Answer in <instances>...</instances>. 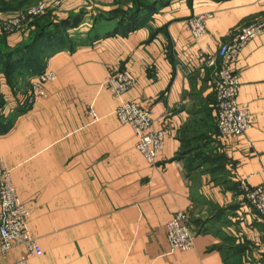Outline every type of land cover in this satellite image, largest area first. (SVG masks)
<instances>
[{
    "label": "crops",
    "instance_id": "1",
    "mask_svg": "<svg viewBox=\"0 0 264 264\" xmlns=\"http://www.w3.org/2000/svg\"><path fill=\"white\" fill-rule=\"evenodd\" d=\"M59 1L50 18L77 19L66 28L74 42L41 51L15 87L0 69V156L40 247L27 263L264 264V218L237 188L239 178L264 183V28L235 61L251 123L244 134H219L214 95L219 44L264 21V0ZM136 7L139 26L117 28ZM200 13L210 16L195 38L186 20ZM27 35L7 34L5 46ZM116 69L136 77L121 97L103 85ZM43 71L56 77L29 103ZM122 101L151 107L154 127H168L154 164L116 117ZM178 210L196 233L192 248L171 251L166 223ZM22 252L13 247L0 264Z\"/></svg>",
    "mask_w": 264,
    "mask_h": 264
},
{
    "label": "built area",
    "instance_id": "2",
    "mask_svg": "<svg viewBox=\"0 0 264 264\" xmlns=\"http://www.w3.org/2000/svg\"><path fill=\"white\" fill-rule=\"evenodd\" d=\"M55 7L59 0H52ZM47 5L38 2L29 7L26 22L42 14ZM209 13H200L187 18V27L193 37L206 32V19ZM14 27L16 22L13 23ZM264 28V21L254 22L237 29L219 44L215 55V110L216 123L220 135L239 136L250 127L249 109L247 104L237 100L239 74L235 61L242 47ZM200 56L203 53H199ZM214 63V58L209 59ZM55 73L43 71L31 79L26 101L31 103L35 98L46 96L45 82L55 79ZM136 84V77L127 69L113 70L103 81L109 91L121 97L125 91ZM92 111V105L89 106ZM153 109L142 106L136 101H122L115 108V115L122 124L130 125L137 137L136 147L150 164L155 163L156 155L162 150L164 139L169 133L166 125L154 127ZM237 188L247 202L264 218V183L250 185L246 179L237 180ZM31 210L16 195L11 180V169L5 159L0 156V256L4 257L13 247H22L23 252L12 262L2 264H28L27 255L35 254L40 247L37 238L26 228V220ZM196 231L190 225L187 212L176 211L166 223V238L171 251L192 248Z\"/></svg>",
    "mask_w": 264,
    "mask_h": 264
},
{
    "label": "trees",
    "instance_id": "3",
    "mask_svg": "<svg viewBox=\"0 0 264 264\" xmlns=\"http://www.w3.org/2000/svg\"><path fill=\"white\" fill-rule=\"evenodd\" d=\"M140 7H136L128 13L125 21L123 22L122 20L118 21L117 23V28H123L132 30L135 29L139 26V21L137 18V11L140 10ZM78 20L77 19H63L59 21H54L50 17H45L42 23H40L38 29H36L32 35L28 36V38H24L17 46L15 47H6V41H5V36H4V44L0 45V69L3 71L7 79H9L10 83L15 85L17 83V76L16 74H22L23 77H27L30 73H34V69L37 68L39 64V59H35L33 56H31V53H27L29 58L27 60L24 59H19L21 55H25V52H27L29 49H32L40 44H45V45H50V43H54L55 41H51V37H54L55 34H47V30L50 26H55L59 27L63 30V28H67L69 26H73L72 24H77ZM37 25V26H38ZM104 34L111 35L116 31H103ZM98 36L99 31L94 28L93 31H91V36ZM89 37V38H90ZM55 39V37H54ZM63 39V38H62ZM61 38L59 37V45L62 44H68L71 42L70 39H63V41H60ZM65 40V41H64ZM36 56V55H35ZM5 57V59H4ZM34 58V59H33ZM19 59V60H18ZM22 78V79H24ZM15 79V82H14Z\"/></svg>",
    "mask_w": 264,
    "mask_h": 264
},
{
    "label": "rangeland",
    "instance_id": "4",
    "mask_svg": "<svg viewBox=\"0 0 264 264\" xmlns=\"http://www.w3.org/2000/svg\"><path fill=\"white\" fill-rule=\"evenodd\" d=\"M40 1L46 3L47 7L45 11L42 14L35 16L32 21L26 22L28 21L26 16L28 8L34 6ZM52 2V0H0V45L5 43L4 36L13 33L14 31H22L25 29L28 31L27 38L28 36L32 35V33L38 29L44 18L50 17L51 13L57 9L53 4H51ZM14 22H16L15 27L13 25ZM47 34H55V39L54 37H51V41H55L54 43L52 42L50 45L40 44L36 46L35 49L33 47L32 49H29L27 52H25L24 56L21 55L19 59L27 60L29 58L27 54L28 52L31 53L30 55L34 58L36 57L35 59H39L37 57H39L38 55H40L39 53L41 51L59 46V37L61 38L60 41H63V39L72 40L71 38L75 36L67 29L63 28L62 30L61 28L55 26H50L47 30ZM16 76L20 77L21 79L24 78L22 74L17 73ZM13 86H17V83Z\"/></svg>",
    "mask_w": 264,
    "mask_h": 264
}]
</instances>
